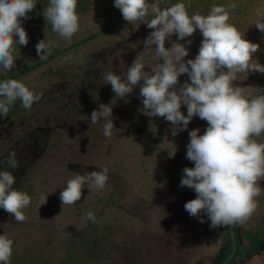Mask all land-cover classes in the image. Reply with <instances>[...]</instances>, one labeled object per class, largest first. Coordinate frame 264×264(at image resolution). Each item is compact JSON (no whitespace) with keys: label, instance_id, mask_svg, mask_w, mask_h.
Segmentation results:
<instances>
[{"label":"rangeland","instance_id":"1","mask_svg":"<svg viewBox=\"0 0 264 264\" xmlns=\"http://www.w3.org/2000/svg\"><path fill=\"white\" fill-rule=\"evenodd\" d=\"M178 2L190 4L189 15L204 16L212 5L236 4L229 9L228 23L259 44L253 59L264 65V33L255 26L264 22V0H165V5ZM76 12L79 31L65 40L34 8L27 19L21 18L28 44H14L16 60L10 71L0 67L1 77L66 49L15 78L40 99L30 109L18 99L7 116H0V171L12 172L13 187L31 198L22 210L23 223L0 208V235L13 240L9 264H220L229 255L222 249L231 246L227 226L211 228L203 211L199 217L190 216L184 205L196 193L180 186L183 170L194 167L186 159L189 132L199 128V134H204L207 122L194 116L186 130L173 136L170 122L144 114L139 85L126 98L116 97L103 79L107 72L125 77L138 56L146 71L162 63L154 48H144L143 41L153 29L143 21L126 22L114 0H94L88 11ZM152 18L150 13L145 20ZM95 32L96 37L85 40ZM42 39L51 41L52 47L40 59L36 44ZM187 40L192 43L187 45ZM202 40L199 29L184 40L173 33L165 47L171 48L173 42L185 44L186 62L198 55ZM185 81L190 78L182 74L179 83ZM233 83L249 94H259L256 89L264 93V74L259 72L238 73ZM100 104L112 107L111 137L103 134V118L97 124L90 122ZM181 111L187 115L186 105ZM258 142H264V135ZM12 152L18 162L15 169L6 163ZM104 168L108 180L103 189L90 190L85 185L79 201L62 205L60 193L74 174ZM41 194L48 196L42 206ZM88 212L95 215V223L86 219ZM253 220L250 217L246 223ZM240 238L244 245L242 230ZM257 255L251 261L248 255H238L230 264H264L263 247Z\"/></svg>","mask_w":264,"mask_h":264},{"label":"clouds","instance_id":"2","mask_svg":"<svg viewBox=\"0 0 264 264\" xmlns=\"http://www.w3.org/2000/svg\"><path fill=\"white\" fill-rule=\"evenodd\" d=\"M35 6L36 0H0V67L7 71L15 66L14 44H28L21 18L27 19ZM189 6L183 2L167 6L165 0L153 3L114 0V7L121 11L126 22L143 21L153 29L143 41L144 48H154L162 63L146 71L142 56H138L125 77L107 72L103 79L121 99L139 85L144 114L163 117L170 122L173 136L186 130L194 116L207 122L204 134H199V128L189 132L186 159L194 162V167L183 170L180 186L193 189L196 198L186 202L184 208L192 217L205 212L213 229L244 224L256 211V198L264 191L259 183L264 180V142H258L264 135V93L256 89L259 94H249L233 82L238 73L264 74V65L253 59L260 46L245 39L235 25L228 23L229 9L234 10L236 4L227 8L212 5L206 16L199 12L189 15ZM76 8L77 0H49L44 9L43 15L51 23L52 31L65 40L79 31ZM150 13L153 18L145 20ZM257 15H261L260 9ZM255 26L264 33V22H257ZM197 29L203 40L195 59L184 61L189 54L185 44L173 42L171 48L165 47L166 39L173 33L178 40H184ZM186 43L190 45L192 41ZM51 47L47 39L36 44L40 59L49 54ZM182 74H187L190 82L180 84ZM0 98V116H7L10 106L18 99L23 108L30 109L40 96L23 82L7 79L0 82ZM182 105H186L187 115L181 111ZM101 118L104 136L111 137L115 118L110 105L100 104L98 110L91 113L90 122L97 124ZM15 157L16 153L12 152L6 161L13 169L18 166ZM107 172L104 168L83 175L74 174L60 193L62 205L79 201L85 185L90 190L103 189L108 180ZM15 183L12 172L0 171V208L13 215L17 223H23L26 216L22 210L29 206L31 198L14 188ZM47 197L40 195V206L47 203ZM86 219L96 222L92 212L86 213ZM200 222L203 223V219ZM12 245L13 240L6 234L0 235V264H9Z\"/></svg>","mask_w":264,"mask_h":264},{"label":"trees","instance_id":"3","mask_svg":"<svg viewBox=\"0 0 264 264\" xmlns=\"http://www.w3.org/2000/svg\"><path fill=\"white\" fill-rule=\"evenodd\" d=\"M93 1L94 0H77V8H76V11H83V12L88 11ZM48 4H49V0H36V6H35V8H38L39 11H42V14H43L44 13V9H46V7L48 6ZM97 35H98V32L92 33L88 37H86L85 40L92 39V38L96 37ZM72 46H74V44L71 45L70 47H72ZM64 50H66V49H58V50L54 51L53 53H51L45 59H43L41 61H38V62H35V63H33V64L25 67L22 70L14 71V72H10L9 74L2 75L0 77V82H3L4 80H7V79H15L18 76H20V75H22V74H24L26 72L32 71V70L36 69L37 67H39L40 65H42L45 61L51 60L57 54H59L60 52H63ZM24 183H25V178L21 179V184H24ZM227 228L229 230V225H227ZM234 231H235V235L237 237V243H238L237 251H236V254H235L234 258L237 255H242V256L243 255H248V256L255 255L262 248V245L264 243V226L258 232L245 231L244 235H245V237L249 241L246 246H244L238 240L239 239V229H238L237 223L234 224ZM229 239L231 240L230 232H229ZM229 253H230V251L227 252V254H229ZM233 259H232V261H233ZM222 261H220V263ZM228 264H230V263H228Z\"/></svg>","mask_w":264,"mask_h":264},{"label":"crops","instance_id":"4","mask_svg":"<svg viewBox=\"0 0 264 264\" xmlns=\"http://www.w3.org/2000/svg\"><path fill=\"white\" fill-rule=\"evenodd\" d=\"M259 183H260L261 188L264 189V180L259 181ZM256 200L258 202V207H257L256 211L251 216V219H252V217H254L255 220L251 221L250 224L245 223V225L237 223V226L239 229V237H240L241 230H242L243 234L245 233V231L258 232L264 226V191H262L261 195L259 197H257ZM248 242L249 241L246 238V243L244 244V246H246L248 244ZM262 247L264 248V243H263ZM259 256L260 255H257V253L255 255L249 256V261H251L252 259H255ZM243 257H244V255H243ZM256 262H257L256 264L259 263L258 261H256ZM250 264H254V263H250Z\"/></svg>","mask_w":264,"mask_h":264},{"label":"water","instance_id":"5","mask_svg":"<svg viewBox=\"0 0 264 264\" xmlns=\"http://www.w3.org/2000/svg\"><path fill=\"white\" fill-rule=\"evenodd\" d=\"M229 230H230V236H231V241H232V250L230 254L228 255V257L221 264H228L232 260V258L235 256L236 251H237L238 243H237V239H236V235L234 231V224L229 225Z\"/></svg>","mask_w":264,"mask_h":264},{"label":"flooded vegetation","instance_id":"6","mask_svg":"<svg viewBox=\"0 0 264 264\" xmlns=\"http://www.w3.org/2000/svg\"><path fill=\"white\" fill-rule=\"evenodd\" d=\"M229 232H230V230H228V233H229ZM236 239H237V237H236ZM238 240L241 242L240 237H239ZM229 241H230V245H231V246H230V249H222V251H224V253H227V252H229V251L231 252V250H232V241H231V240H229ZM229 254H230V253H229ZM237 256H238V255H237ZM237 256H236V257H237ZM233 258H234V257H233ZM233 258H232V259H233ZM225 259H226V258H225ZM225 259H224V260H225ZM224 260H223V261H224ZM223 261H222V262H223ZM222 262H221V263H222ZM231 262H232V260H231L229 263H231ZM221 263H220V264H221Z\"/></svg>","mask_w":264,"mask_h":264}]
</instances>
